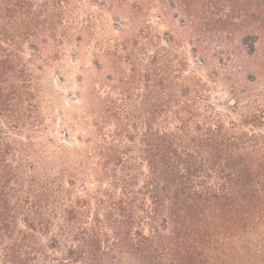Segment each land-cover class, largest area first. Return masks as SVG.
Masks as SVG:
<instances>
[{
    "label": "trees",
    "instance_id": "obj_1",
    "mask_svg": "<svg viewBox=\"0 0 264 264\" xmlns=\"http://www.w3.org/2000/svg\"><path fill=\"white\" fill-rule=\"evenodd\" d=\"M57 4L0 0V264H264V90L227 107V126L201 79L182 75L179 93L143 80L133 52L127 80L81 97L85 115L64 121L81 131L58 143L30 67L48 61L39 30L65 36Z\"/></svg>",
    "mask_w": 264,
    "mask_h": 264
},
{
    "label": "rangeland",
    "instance_id": "obj_2",
    "mask_svg": "<svg viewBox=\"0 0 264 264\" xmlns=\"http://www.w3.org/2000/svg\"><path fill=\"white\" fill-rule=\"evenodd\" d=\"M47 1L64 7L61 30L65 36L47 40L49 29L39 30V40L46 41L41 55L48 61L44 68L40 62L30 67L42 76L43 109L50 124L47 135L58 143L71 141L80 133L65 122L74 123L85 115L87 106L81 97L92 91L104 96L110 84L127 80L134 68L133 52L140 57L143 80L153 77L159 83L162 78L165 85L172 78L179 93L182 75L201 79L208 89L206 102L225 113L227 126L239 117L227 107L236 99L244 106L252 94L264 90L261 0H212L209 7L210 0H180V5L177 0ZM45 15L44 9L40 19ZM159 48L167 49L169 55L154 66L151 57L158 51L164 54ZM29 53L27 45L26 63ZM166 59L172 65L171 73L163 66ZM135 85L140 87L132 90L142 92L145 82ZM257 125L245 124V129L263 131Z\"/></svg>",
    "mask_w": 264,
    "mask_h": 264
}]
</instances>
